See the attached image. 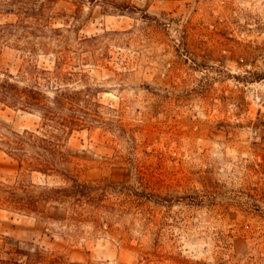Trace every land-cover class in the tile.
I'll return each instance as SVG.
<instances>
[{
    "label": "rangeland",
    "instance_id": "rangeland-1",
    "mask_svg": "<svg viewBox=\"0 0 264 264\" xmlns=\"http://www.w3.org/2000/svg\"><path fill=\"white\" fill-rule=\"evenodd\" d=\"M37 2L46 40L66 41L100 90L64 166L94 202L78 220L66 206L45 218L0 208V264H264V0ZM25 40L1 39L0 75L52 67V53L16 47ZM39 127L0 105V135ZM18 181L64 184L0 152V183Z\"/></svg>",
    "mask_w": 264,
    "mask_h": 264
},
{
    "label": "trees",
    "instance_id": "trees-1",
    "mask_svg": "<svg viewBox=\"0 0 264 264\" xmlns=\"http://www.w3.org/2000/svg\"><path fill=\"white\" fill-rule=\"evenodd\" d=\"M109 4L119 11L127 7L114 1ZM43 9L44 5L37 0H0V14L15 17L14 22L0 24V41L21 32L31 38L16 45L25 55L34 56L40 52L54 56L50 69L38 68L26 61L22 74L0 75V105L34 113L40 119V127L35 131L0 135V152L14 160L20 169L46 177H60L64 184L44 186L35 193L29 188L38 187L30 182L26 186L23 181L12 186L0 183V208L45 218L47 208L66 206L71 220H78L84 206H92L94 201L91 187L80 183L64 167L71 163L66 144L73 133L95 127L94 108L98 104L93 100L100 90L88 86L86 75L74 70L75 58L69 56L66 41L46 40L48 22L43 18ZM52 32L57 33L59 29H52ZM87 42V39L81 40L80 45ZM50 43L58 49L50 52ZM20 254L30 256L27 252Z\"/></svg>",
    "mask_w": 264,
    "mask_h": 264
}]
</instances>
